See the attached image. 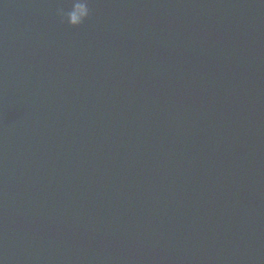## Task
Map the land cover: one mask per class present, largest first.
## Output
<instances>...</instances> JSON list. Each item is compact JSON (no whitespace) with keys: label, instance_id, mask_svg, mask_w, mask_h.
<instances>
[{"label":"water","instance_id":"obj_1","mask_svg":"<svg viewBox=\"0 0 264 264\" xmlns=\"http://www.w3.org/2000/svg\"><path fill=\"white\" fill-rule=\"evenodd\" d=\"M0 0V264H264V0Z\"/></svg>","mask_w":264,"mask_h":264},{"label":"clouds","instance_id":"obj_2","mask_svg":"<svg viewBox=\"0 0 264 264\" xmlns=\"http://www.w3.org/2000/svg\"><path fill=\"white\" fill-rule=\"evenodd\" d=\"M91 0H73L70 8L59 10L62 20L73 28H79L85 24L92 15Z\"/></svg>","mask_w":264,"mask_h":264}]
</instances>
